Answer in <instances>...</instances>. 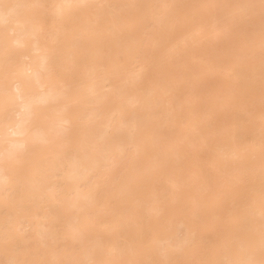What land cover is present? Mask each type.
Here are the masks:
<instances>
[{"label": "bare ground", "instance_id": "1", "mask_svg": "<svg viewBox=\"0 0 264 264\" xmlns=\"http://www.w3.org/2000/svg\"><path fill=\"white\" fill-rule=\"evenodd\" d=\"M0 264H264V0H0Z\"/></svg>", "mask_w": 264, "mask_h": 264}]
</instances>
